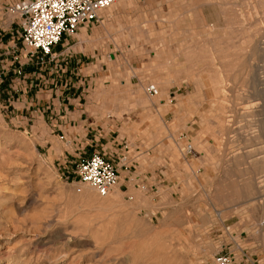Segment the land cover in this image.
I'll use <instances>...</instances> for the list:
<instances>
[{
    "label": "rangeland",
    "instance_id": "1",
    "mask_svg": "<svg viewBox=\"0 0 264 264\" xmlns=\"http://www.w3.org/2000/svg\"><path fill=\"white\" fill-rule=\"evenodd\" d=\"M17 1L0 0L4 40L17 29V20L4 8ZM211 3V18L196 21L204 28L189 40L199 46V60L176 70L201 84L167 87L179 88V94L193 87L208 93L210 100L191 109L199 124L213 132L211 137L199 134L200 140L190 144L204 157L182 162V174L166 188L148 183L124 193L117 186L99 198L78 183L74 162L56 134L36 129L38 120L32 132L12 120L7 102L13 94L3 92L0 264H209L232 243L226 249L237 261L246 257L264 264V0ZM119 27L122 33L123 24ZM105 32L104 24L88 30L94 47L71 41L69 47L77 56L79 50L88 54L86 63L101 64L100 94L117 122L115 129L123 134L136 121L146 127L145 145L161 135L157 131L168 140L163 129L172 123L168 90H160L155 69L149 68L143 69L148 74L144 85L123 87L131 73L123 53L118 63L110 62L113 38L108 40ZM152 39L159 43L162 38L158 32ZM148 84L159 90L157 97L146 94Z\"/></svg>",
    "mask_w": 264,
    "mask_h": 264
},
{
    "label": "crops",
    "instance_id": "2",
    "mask_svg": "<svg viewBox=\"0 0 264 264\" xmlns=\"http://www.w3.org/2000/svg\"><path fill=\"white\" fill-rule=\"evenodd\" d=\"M211 4V0H124L112 10L113 6L102 10L98 23L81 26L69 40L65 39L58 46V63L49 65L48 70L40 72L20 62L17 66L22 70V76H16L8 66L14 55L20 51L22 55L20 43H12L10 37H6L0 41V91L3 97L0 102L3 104L6 98L4 91L8 95L12 93L9 103L13 109L9 113L12 120L22 122V128L29 132L38 120L36 129L47 128L50 134H56V140L66 146L63 153L72 159L70 163L81 155H104L115 165L117 186L124 193L134 192L148 183L166 188L182 174V162L204 157L203 153L193 149L185 156L184 145L197 143L199 134L211 137L213 132L199 124L198 116L191 109V105L199 107V102L210 100L208 93L196 92L193 87L179 94V88L167 87L201 84V81L189 82L188 72L179 75L176 70L192 68L196 58L199 60V46L191 45V42L197 29L201 32L204 28L196 21L211 18ZM102 24L106 26L104 34L108 40L113 38L110 62L118 63V54L123 53V65L131 73L128 83L122 86L144 85L148 74H144L143 69L149 68L155 69L152 73H155L160 90H168L173 107L170 110L172 123L163 129L171 143L157 131L161 135H155L154 141L145 145L146 138L142 133L146 127L136 121L130 122L123 134L115 129L117 122L104 109L105 102L100 94L104 85L99 78L101 64L86 63L88 54L79 50L77 56L69 47V41L78 43L79 47L85 43L93 46L92 40L88 39V30ZM121 24L123 32L119 33ZM158 32L162 39L155 43L152 38ZM178 32L182 34L181 39L176 36ZM149 86L159 93L154 85L148 84L145 89ZM122 155L127 157L125 165L117 163ZM226 246L229 250L234 244Z\"/></svg>",
    "mask_w": 264,
    "mask_h": 264
},
{
    "label": "built area",
    "instance_id": "3",
    "mask_svg": "<svg viewBox=\"0 0 264 264\" xmlns=\"http://www.w3.org/2000/svg\"><path fill=\"white\" fill-rule=\"evenodd\" d=\"M120 0H18L4 8L6 14L17 20L11 42L17 39L21 44L22 55H14L8 65L16 76H22L17 66L20 62L33 66L40 72L48 70L49 65L58 63L59 55L54 49L61 45L65 38L72 36L77 28L96 24L99 13L117 4ZM4 32L0 28V41ZM15 38V39H14ZM146 93L154 96L157 90L153 86L146 88ZM9 105V101L7 102ZM63 141V138L60 137ZM127 150V148H124ZM191 147L187 146L186 154ZM120 165L127 163L126 155L117 161ZM74 174L79 184L86 185L95 191L99 198H106L117 187L118 178L115 165L102 154L89 157L81 155L74 162ZM129 200H131L129 198ZM244 258V257H243ZM209 264H253L248 258L236 260L225 247H222L211 258Z\"/></svg>",
    "mask_w": 264,
    "mask_h": 264
},
{
    "label": "bare ground",
    "instance_id": "4",
    "mask_svg": "<svg viewBox=\"0 0 264 264\" xmlns=\"http://www.w3.org/2000/svg\"><path fill=\"white\" fill-rule=\"evenodd\" d=\"M145 92H146V89H145ZM147 94V93H146ZM158 93H156V95H157ZM156 95H154V96H156ZM151 96V95H150ZM187 146H190L191 147V145H186L185 146V150H184V155L185 156H189L190 154H191V152H190V154H186V148H187ZM191 151H192V147H191ZM109 196V195H108ZM261 225H264V223L263 224H261ZM223 247H225V248H227V246H223Z\"/></svg>",
    "mask_w": 264,
    "mask_h": 264
}]
</instances>
